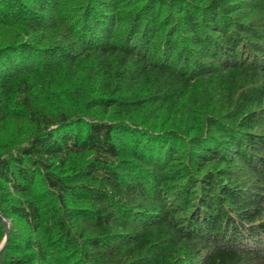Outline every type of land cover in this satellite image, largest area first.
<instances>
[{"label":"trees","instance_id":"1","mask_svg":"<svg viewBox=\"0 0 264 264\" xmlns=\"http://www.w3.org/2000/svg\"><path fill=\"white\" fill-rule=\"evenodd\" d=\"M0 213V264H264V0H0Z\"/></svg>","mask_w":264,"mask_h":264},{"label":"bare ground","instance_id":"2","mask_svg":"<svg viewBox=\"0 0 264 264\" xmlns=\"http://www.w3.org/2000/svg\"><path fill=\"white\" fill-rule=\"evenodd\" d=\"M72 2H75V1H72ZM76 2H78V1H76ZM102 3H103V2H102ZM91 8H92V7H91ZM72 9L74 10V8H72ZM191 9H192V8H191ZM81 10H82V9H81ZM91 11H92V10H91ZM175 11H176V10H175ZM70 12H71V11H70ZM73 12H74V11H73ZM177 14H178V13H177ZM181 14H182V13H181ZM69 15H70V14H69ZM69 15H68V16H69ZM71 15H72V14H71ZM75 15H76V14H75ZM90 15H91V14H90ZM68 16H66V17H68ZM66 17H65V18H66ZM170 17H171V16H170ZM89 18H91V17L89 16ZM167 18H168V17H167ZM67 19H68V18H67ZM92 19H93V18H92ZM92 19H91V20H92ZM94 19H95V18H94ZM97 19H98V18H97ZM86 20H87V19H86ZM166 20H167V19H166ZM94 21H95V20H94ZM96 21H97V20H96ZM173 21H174V19L172 20V22H173ZM91 22H92V21H91ZM163 22H164V21H163ZM163 22L160 23V24L162 25ZM172 22H171V23H172ZM164 23H165V22H164ZM169 23H170V21H169ZM171 23H170V25H171ZM173 23H174V22H173ZM173 23H172V25H173ZM158 24H159V23H158ZM175 27H176V26H175ZM161 28H164V27L161 26L160 29H161ZM167 28H168V26H167ZM176 29H177V28H176ZM97 30H98V29H97ZM93 31H94V30H93ZM164 31H165V30H164ZM75 115H76V114H75ZM175 162H176V161H175ZM177 164H178V163H177ZM36 165H37V164H36ZM37 167H38V166H37ZM31 169H32V167H31ZM37 169H38V168H37ZM35 173H36V172H35ZM103 173H104V172H103ZM36 177H37V175H36ZM36 177H35V178H36ZM187 189H188V188H187ZM187 189H186V190H187ZM192 190H193V188H192ZM192 190H191V191H192ZM199 193H200V192H199ZM186 194H187V193H186ZM189 195H190V194H189ZM196 196H197V195H196ZM191 197H192V196H190V197L188 196L187 198L191 199ZM196 199H197V198H196ZM185 200H186V199H185ZM198 202H199V201H198ZM179 203H180V202H179ZM190 203H191V202H190ZM180 204H183V201H182V203H180ZM184 204H185V203H184ZM188 206H189V205H188ZM188 206H187V207H188ZM196 207H197V206H196ZM182 209H183V206H182ZM191 209H192V207H191ZM159 212H161V211H159ZM182 212H183V211H182ZM174 214H175V213H174ZM153 217H154V216H153ZM144 218H145V217H144ZM171 219H172V218H171ZM179 219H180V218H179ZM136 222H137V221H136ZM176 224H177V223H176ZM9 228H10V227H9Z\"/></svg>","mask_w":264,"mask_h":264},{"label":"water","instance_id":"3","mask_svg":"<svg viewBox=\"0 0 264 264\" xmlns=\"http://www.w3.org/2000/svg\"><path fill=\"white\" fill-rule=\"evenodd\" d=\"M2 215H1V213H0V217H1ZM4 224H5V226L7 227L8 226V223H7V221L6 220H4ZM8 237H9V231H8V228H7V240H8ZM5 245H6V243H5ZM5 245H4V247H5ZM3 247V248H4Z\"/></svg>","mask_w":264,"mask_h":264}]
</instances>
